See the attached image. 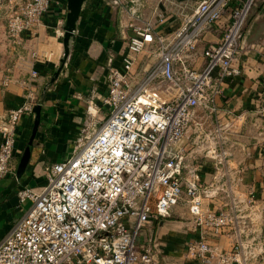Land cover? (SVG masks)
<instances>
[{
	"label": "built area",
	"instance_id": "1",
	"mask_svg": "<svg viewBox=\"0 0 264 264\" xmlns=\"http://www.w3.org/2000/svg\"><path fill=\"white\" fill-rule=\"evenodd\" d=\"M255 1L198 0L169 34L157 33L127 7L132 34L119 65L108 68L102 99L107 114L75 152L45 167L41 189H18L19 201L29 204L0 239V264H153L151 247L138 242L139 233L152 218L169 216L180 200L200 227L199 237L186 243L195 264H249L251 257L264 264V245L244 254L233 202L218 210L204 207L199 173L187 167L178 147L190 127L200 129L212 119L222 81L239 73L234 61ZM50 2L0 0L12 46L24 32H38ZM113 2L124 7L139 0ZM226 14L220 38L203 47L201 67L192 66L202 34ZM62 34V27H53L51 42ZM152 42L157 59L139 72L134 56ZM49 46L30 50L31 76ZM28 110L24 101L0 116V179L11 169L16 125ZM257 113L264 123V91ZM227 228L237 231L229 249L208 241ZM260 234L264 239V229Z\"/></svg>",
	"mask_w": 264,
	"mask_h": 264
},
{
	"label": "crops",
	"instance_id": "2",
	"mask_svg": "<svg viewBox=\"0 0 264 264\" xmlns=\"http://www.w3.org/2000/svg\"><path fill=\"white\" fill-rule=\"evenodd\" d=\"M197 1L139 0L120 7L113 0H82L74 27L67 32V0H51L38 32H24L16 47L6 39L5 5L0 4V116L30 102V110L21 114L16 125L11 169L0 179V239L29 204L19 201L18 189H41L45 167L75 152L105 118L107 106L102 99L108 68L119 65L132 34L127 7L134 8L141 20L150 21L157 33L169 34ZM227 20L226 14L202 34L192 66L201 67L203 47L220 38ZM55 26L62 27L63 34L51 42ZM43 44L46 49L50 45L49 52L40 54L33 64L37 75L31 76L30 50ZM134 57V68L141 72L157 59L155 44ZM234 63L239 73L222 81L216 113L200 129L190 127L178 147L186 154L187 167H196L199 173L206 192L204 207L218 210L233 202L238 208L237 226L246 254L264 245L260 234L264 229V123L257 113L264 91V0H256L250 11ZM5 75L11 80L4 81ZM236 232L227 228L207 239L229 249ZM199 235L187 203L180 200L169 216L152 218L140 231L138 242L151 247L153 264H195L186 253V243ZM249 262L260 264L259 258L251 257Z\"/></svg>",
	"mask_w": 264,
	"mask_h": 264
},
{
	"label": "water",
	"instance_id": "3",
	"mask_svg": "<svg viewBox=\"0 0 264 264\" xmlns=\"http://www.w3.org/2000/svg\"><path fill=\"white\" fill-rule=\"evenodd\" d=\"M81 2L82 0H67L68 11L66 14V22L64 25V28L67 32L72 31V28L74 27L78 8Z\"/></svg>",
	"mask_w": 264,
	"mask_h": 264
},
{
	"label": "rangeland",
	"instance_id": "4",
	"mask_svg": "<svg viewBox=\"0 0 264 264\" xmlns=\"http://www.w3.org/2000/svg\"><path fill=\"white\" fill-rule=\"evenodd\" d=\"M26 205H27V203H26Z\"/></svg>",
	"mask_w": 264,
	"mask_h": 264
}]
</instances>
